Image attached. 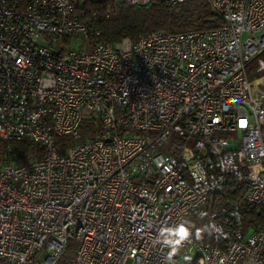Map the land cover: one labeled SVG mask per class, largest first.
I'll use <instances>...</instances> for the list:
<instances>
[{
    "label": "built area",
    "instance_id": "built-area-1",
    "mask_svg": "<svg viewBox=\"0 0 264 264\" xmlns=\"http://www.w3.org/2000/svg\"><path fill=\"white\" fill-rule=\"evenodd\" d=\"M205 2L219 28L109 44L86 0H0V142L40 148L21 165L0 149V264H264V225L242 224L264 206V75L246 73L264 0ZM232 184L243 206L196 241L192 217Z\"/></svg>",
    "mask_w": 264,
    "mask_h": 264
},
{
    "label": "trees",
    "instance_id": "trees-1",
    "mask_svg": "<svg viewBox=\"0 0 264 264\" xmlns=\"http://www.w3.org/2000/svg\"><path fill=\"white\" fill-rule=\"evenodd\" d=\"M85 7L88 13H95L93 22L98 32V41L109 44L125 39L135 41L154 32L179 34L220 27V20L210 11L205 0H187L177 5H170L165 0H151L136 6L116 3L113 0H86ZM95 130L96 124L85 119L80 126V135L85 138ZM68 142L67 136L56 139L61 151ZM0 149L5 152V159H10L17 165L24 163L29 155L40 152L37 145H31L25 140L0 142ZM245 190V186L232 184L221 192L209 193L204 211L199 209L195 216L202 212L207 216L220 209L228 211L234 205L242 207ZM242 224L244 233L254 232L264 225V206L243 211ZM194 238L196 241L210 242L206 228L202 231L195 228ZM74 249L75 244L69 243L64 257L70 259Z\"/></svg>",
    "mask_w": 264,
    "mask_h": 264
},
{
    "label": "rangeland",
    "instance_id": "rangeland-1",
    "mask_svg": "<svg viewBox=\"0 0 264 264\" xmlns=\"http://www.w3.org/2000/svg\"><path fill=\"white\" fill-rule=\"evenodd\" d=\"M69 44L70 42H67V45ZM69 48H71L72 50L78 49V47L75 44H73L71 47L69 46ZM258 60H264V54L259 55L257 58L253 59L246 67L247 77L250 81L264 75V70H258ZM201 209L202 211H204L205 204L201 207ZM206 219L207 216L203 212L198 216L192 217V221L196 223V228L200 231L205 230Z\"/></svg>",
    "mask_w": 264,
    "mask_h": 264
},
{
    "label": "clouds",
    "instance_id": "clouds-1",
    "mask_svg": "<svg viewBox=\"0 0 264 264\" xmlns=\"http://www.w3.org/2000/svg\"><path fill=\"white\" fill-rule=\"evenodd\" d=\"M175 231H176L177 234H179L180 233V226L177 229H175ZM186 232H187V230H186ZM187 236H188V232H187V235H181L179 238L181 240H184V239L187 238Z\"/></svg>",
    "mask_w": 264,
    "mask_h": 264
}]
</instances>
